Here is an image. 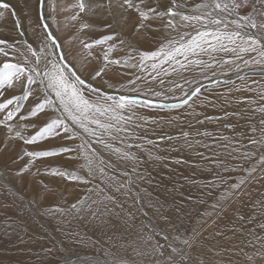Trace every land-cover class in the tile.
<instances>
[{
    "label": "rangeland",
    "instance_id": "1",
    "mask_svg": "<svg viewBox=\"0 0 264 264\" xmlns=\"http://www.w3.org/2000/svg\"><path fill=\"white\" fill-rule=\"evenodd\" d=\"M84 2L94 6L96 3H103V0ZM201 2L203 0H187V7L181 10L186 11ZM0 3H8L11 6L9 10L0 9L3 12L0 16V39L12 43L19 42L16 46L24 53L27 52L25 41L39 50L45 37V30L41 25L47 23L53 35L65 46V50L72 52L76 66L81 68L86 82L109 93L113 92L105 83L112 77L111 71L109 76L89 78L93 70L103 66L102 47L103 50L107 49V45H95L94 41L112 33L111 29L101 26L107 22L102 16V9L93 8V11H89L86 8L81 13L77 7L78 0H46L42 21L40 0H0ZM160 3L170 6V0H160ZM255 9L258 23L264 22V0H257ZM239 11L241 15L253 14L252 3ZM77 14L79 19L74 20L73 17ZM84 22L92 24L93 27L82 28ZM156 27L154 24L153 28ZM116 31L136 49V52L155 50L168 34L163 29L149 32L147 40L139 37L137 43V33L133 31L131 22L127 25L121 22ZM90 43L93 48L86 49L84 45ZM128 44L121 45L117 40L116 50L111 54V58L122 59L135 55L136 53L130 51ZM3 59L4 57L0 56V61ZM111 67L109 66V69ZM244 72H248V69L245 68ZM187 75L189 79L192 78V73ZM228 77L235 81V84L221 86L214 90L210 97L216 101V107L201 106V99L209 94L207 88H202L198 94L199 98L194 97L193 101L183 108L141 110L144 116L163 121L174 118L176 123L171 126L162 125L154 134L151 131L140 133L145 137L144 140L129 141L134 145H143L140 148L133 147L131 151L142 162L136 167L137 172L144 176V180H136V173H132L131 164H119L111 170V174L118 176L121 182L126 179L121 174L123 171L127 170L131 174L135 181L132 195L136 192L141 194L142 206H132L131 201H128L124 203L123 210L114 207L112 213L105 214L100 219H94L87 212L82 213L81 218L71 210L73 204L88 195V188L100 183L99 177L92 184L85 185L54 175L50 171L60 169L83 175L86 170L81 171L82 155L77 157L75 153H65L54 157L33 158L30 161L24 152L46 150L59 146L60 142L41 141L38 145H24L21 141L9 139L6 129L0 126V264H156L170 254V249L165 252V257L157 255L154 246L157 243L162 244L164 240L155 233L166 229L169 243L186 247L177 237L190 238L194 243L200 234L211 229L220 219H229L235 214L238 216L236 211L232 214V209L239 205L238 198L242 202L254 199L252 203L256 205V199L264 194V185L252 187L257 180L246 186L245 194L231 201H221L223 210L212 207L224 196L228 186L219 183V177L226 179L228 184L236 183L247 175L244 169L259 167L258 161L264 156V145L249 143L251 138L261 139L259 131L253 134L250 129H259L260 120L264 119V114L259 112V108L264 107V99L261 98L264 80L259 75L253 76L248 84L256 90L237 92L235 89L241 87L242 82L237 80L235 71L228 73L224 78ZM116 79L126 84L129 77L112 78L111 82L116 83ZM252 79L261 80V85L252 84ZM201 83L207 85L208 81L201 79ZM139 87L143 88V85ZM185 87L190 88L187 85ZM229 87L233 88V91L225 96L229 104L221 107L224 101L218 97L221 93H226ZM12 94L6 93L5 97H0V102ZM181 95L177 90L175 95L170 96L169 102L178 103ZM224 112L240 115L224 117ZM196 113L200 115L197 116ZM206 116L220 119L205 121L204 124L196 123L197 119H204ZM34 131L29 129L25 134L30 135ZM182 131L190 133L189 139L193 141L191 148L185 145L182 139H175ZM205 131L210 135L197 136L198 132ZM162 134L172 135L174 139L161 142L158 137ZM147 140H152L153 144H148ZM196 140H200L201 144L196 145ZM236 141L240 142L235 143ZM79 143L81 141L77 140L72 147L75 148ZM204 144L212 147L206 148ZM225 144L229 145L227 149ZM114 145L124 147L118 141L114 142ZM233 145L242 152L252 153L251 158L232 159ZM93 146L98 148L106 161H117L114 154L99 148L98 145ZM173 148L177 150H172ZM197 153H202L208 159H203ZM156 156L162 159L157 160ZM176 160H181L182 163H176ZM213 160L223 161L229 171H224L220 164L212 163ZM214 179L217 186L207 187ZM248 189L260 190L261 193L257 196L251 194V191L247 192ZM118 199L121 202L124 200L123 197ZM56 207L63 208L66 215L54 213ZM128 212L134 214L132 219H129ZM187 251L202 264H218L198 253L195 248ZM173 258L179 260V253L173 254ZM255 264H264V259Z\"/></svg>",
    "mask_w": 264,
    "mask_h": 264
},
{
    "label": "snow or ice",
    "instance_id": "2",
    "mask_svg": "<svg viewBox=\"0 0 264 264\" xmlns=\"http://www.w3.org/2000/svg\"><path fill=\"white\" fill-rule=\"evenodd\" d=\"M45 2L46 0H40L42 21ZM250 2L253 14L241 15L239 10ZM256 2L257 0H203L193 8L182 11V8L187 7V0H170V6L162 5L160 0H103V3H96L94 6L85 4L84 0H78L77 7L81 13L86 8L89 11H93V8L102 9V16L107 22L101 26L112 30L111 34L103 35L94 41L95 45H107V49L103 50L102 47L103 66L93 70L89 78L109 76L111 71L112 77L105 83L113 92L109 93L87 83L81 68L76 66L72 52L65 50V46L53 35L47 23H42L45 37L39 50L25 41L27 52L24 53L16 46L19 42L12 43L0 39V56L4 57L0 61V97H5L9 92L13 93L0 102V126L6 129L9 139L21 141L24 145H38L41 141L60 142L59 146L46 150L24 152L30 161L33 158L54 157L65 153H75L77 157L82 155L81 171L86 170L83 175L60 169L50 170L54 175L85 185L92 184L99 177L100 183L88 188V195L71 206V210L81 218V214L87 212L94 219H100L105 214L112 213L114 207L123 210L124 203L128 201H131L132 206L140 207L143 197L139 192L132 195L135 181L131 174L127 170L123 171L121 174L126 179L121 182L118 176L111 174V170L119 164H131L132 173H136V180H144V176L137 172L136 167L142 162L131 151L133 147L140 148L143 145H134L129 141L144 140L145 137L140 133L151 131L154 134L162 125L171 126L176 123L174 118L163 121L144 116L141 110L183 108L193 101L194 97L199 98L198 94L202 88H207L209 94L201 99V106L216 107V101L210 97L213 91L221 86L235 84L230 77L224 78L233 71L237 80L242 82L241 87L235 91H255L256 89L249 86V79L259 75L264 80V22L258 23L256 19ZM10 8L8 3H0V9ZM2 15L3 12L0 11V16ZM73 19H79V15ZM121 22L123 25L131 22L133 31L137 33V43L139 37L147 40L149 32L163 29L168 34L155 50L136 52V49L116 31ZM154 24L157 25L156 28H153ZM81 27L92 28L93 25L84 22ZM117 40L121 45L128 44L130 51L136 54L122 59L111 58V54L116 50ZM84 47L91 50L93 44H85ZM109 66H112L111 69ZM245 68L248 69L246 73ZM188 73H192L191 79L188 78ZM121 76L129 77L126 84L119 79H116V83L111 82L112 78ZM201 79L208 81L207 85L201 83ZM251 83L261 85V80L252 79ZM141 84L143 88L139 87ZM186 85L190 88H186ZM177 90L182 94L179 102L170 103V96L175 95ZM232 91L233 88L229 87L226 93H221L218 97L224 101L221 107L229 104L225 96ZM261 98L264 99V91ZM259 112L264 114V107H260ZM223 115L239 116L240 113L224 112ZM219 119L206 116L204 119H197L196 123L204 124L205 121ZM29 129L35 131L26 135ZM250 131L253 134L259 131L261 139L251 138L249 143L264 145V119L260 120L259 129L253 127ZM209 135L206 131L197 133V136ZM189 136V132L182 131L175 139H182L184 144L191 148L193 141ZM173 139L172 135L167 134L158 137L161 142H170ZM77 140L81 143L73 148L72 144ZM117 141L124 147H116L114 142ZM147 143L151 145L153 141L147 140ZM195 144L200 145L201 141L196 140ZM93 145L114 154L117 161H106L103 154ZM203 146L212 147L208 144ZM224 147L227 149L229 145L225 144ZM233 153L234 160H246L252 156V153L242 152L234 145ZM197 155L208 159L202 153ZM155 159L162 157L156 156ZM175 162L182 163L181 160ZM212 163L220 164L224 171H229L223 161L213 160ZM258 165L259 167L244 169L247 175L236 183L228 184L226 179L219 177V183L228 186L224 196L212 207L223 210L221 201H231L245 194L246 186L252 181H264V156L260 157ZM216 186L215 179L207 185L212 188ZM119 197L124 198L123 202ZM54 213L66 215L60 207H56ZM127 215L132 219L134 214L128 212ZM261 227L264 228V225ZM153 231L155 232L154 229ZM155 234L160 235L165 242L154 246L157 255L165 257V252L170 249V254L156 264H202L187 251L194 248L192 239L177 237L180 243L186 246L177 247L169 243L166 229ZM176 253H179V260L173 258Z\"/></svg>",
    "mask_w": 264,
    "mask_h": 264
},
{
    "label": "bare ground",
    "instance_id": "3",
    "mask_svg": "<svg viewBox=\"0 0 264 264\" xmlns=\"http://www.w3.org/2000/svg\"><path fill=\"white\" fill-rule=\"evenodd\" d=\"M263 185L264 181L257 180L252 187ZM248 191L257 196L261 193L255 189ZM256 200L255 205L252 203L254 199L242 202L238 198L239 205L232 209V214L236 211L238 216L220 219L211 229L200 234L194 241L196 251L218 264H255L263 260L264 228L261 225H264V194Z\"/></svg>",
    "mask_w": 264,
    "mask_h": 264
}]
</instances>
